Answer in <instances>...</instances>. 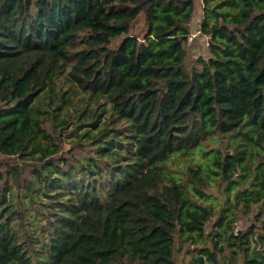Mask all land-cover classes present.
<instances>
[{"label": "trees", "instance_id": "obj_1", "mask_svg": "<svg viewBox=\"0 0 264 264\" xmlns=\"http://www.w3.org/2000/svg\"><path fill=\"white\" fill-rule=\"evenodd\" d=\"M197 2L0 0V264H264V0Z\"/></svg>", "mask_w": 264, "mask_h": 264}, {"label": "rangeland", "instance_id": "obj_2", "mask_svg": "<svg viewBox=\"0 0 264 264\" xmlns=\"http://www.w3.org/2000/svg\"><path fill=\"white\" fill-rule=\"evenodd\" d=\"M202 17H203L202 3H201V0H198L196 16L194 18V22L192 25L193 30L188 39V44L190 45L194 56H198V55L208 56L209 55L208 53L209 39H207L206 36H204L201 33ZM146 29H147V26L144 24V17L141 16L134 22L132 32L142 38L145 34ZM120 40L121 38H119V40H115V42L119 43ZM212 225L213 224H210L209 228H212L213 227Z\"/></svg>", "mask_w": 264, "mask_h": 264}, {"label": "built area", "instance_id": "obj_3", "mask_svg": "<svg viewBox=\"0 0 264 264\" xmlns=\"http://www.w3.org/2000/svg\"><path fill=\"white\" fill-rule=\"evenodd\" d=\"M207 39H209V37H206ZM209 44V43H208Z\"/></svg>", "mask_w": 264, "mask_h": 264}]
</instances>
